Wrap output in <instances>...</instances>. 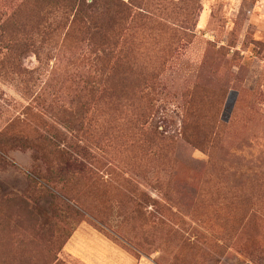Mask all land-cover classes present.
Segmentation results:
<instances>
[{"label":"rangeland","instance_id":"rangeland-1","mask_svg":"<svg viewBox=\"0 0 264 264\" xmlns=\"http://www.w3.org/2000/svg\"><path fill=\"white\" fill-rule=\"evenodd\" d=\"M0 195L53 264H264V0H0Z\"/></svg>","mask_w":264,"mask_h":264},{"label":"trees","instance_id":"trees-1","mask_svg":"<svg viewBox=\"0 0 264 264\" xmlns=\"http://www.w3.org/2000/svg\"><path fill=\"white\" fill-rule=\"evenodd\" d=\"M77 1V0H76ZM113 4H116L113 2ZM97 5V4H95ZM99 6V5H98ZM92 10L89 7H85L83 3L80 4V13L83 14L84 17L87 19H93V14L90 13ZM109 15L106 14V17ZM121 62H117L112 66V75L108 78L107 82L108 83H115L116 81V76L119 73ZM132 63L129 62L127 63V68L126 72L130 73L132 72ZM26 75V74H25ZM120 83H122L120 81ZM84 109V108H83ZM74 112L73 109H67L65 107H60L57 111V116L56 119L59 121L60 126L64 127L65 129H74L75 133H78L80 136L83 133V116L82 115V122L80 124H76L77 120H73L74 118ZM40 116V115H39ZM48 124V123H47ZM39 128V127H38ZM198 128V126H197ZM46 133L48 135L50 134H55L56 129L54 127H50L49 125L45 126L42 128V133ZM30 133L33 134L32 139H40V140H47L44 134L41 133L39 129H32ZM41 135V137H40ZM56 139L60 140L59 144H62L64 147L67 146L66 142L69 141V138H65V135H59L56 134ZM158 143L162 142H167L170 143V141L165 140L163 135L161 134L162 137L158 135V133H155L153 135ZM27 139V138H26ZM50 137V141H52ZM72 139V137H70ZM189 142H193L194 144H198L201 146L202 149H207L210 148L209 146L212 145L213 141L212 140H199L197 139H190ZM29 141V140H28ZM71 149L68 148L67 153H69ZM74 151L76 153H88L89 149L85 146H77L74 148ZM66 164H70V162H66ZM72 191V190H71ZM73 192V191H72ZM77 193H80L79 191ZM75 193L73 198H79L78 194ZM8 197V195H7ZM5 197L4 195H0V220H4V222H10L12 212L13 210H16L15 204L18 203L15 199V197ZM19 200L21 198H18ZM22 200V199H21ZM8 203L9 207L5 213V209H3V205L5 203ZM19 204V203H18ZM100 205H95L94 208L98 207ZM64 209H68L69 214L73 217L82 215V212L73 206H70L66 204ZM4 210V212H3ZM36 209L32 206V204L28 201H22V204L20 205V209L17 210V213H19V216H24V222H25V230L23 232H19V235L16 237V240L19 241V246L17 247L12 243L8 248H6V234H7V229L6 227H3L2 233L4 236L1 237L0 239V244L3 242L4 246V251L0 254V264H53L56 260L57 257V252L59 250H62L64 247L65 242H67L66 238H64L62 235H56L55 229L53 228L52 224H48L44 226V229L41 231V240L36 239V232L35 228L33 225H35V222L39 223V217L37 212L35 211ZM4 216V217H3ZM49 228V229H47ZM0 233H1V228H0ZM39 261V262H38Z\"/></svg>","mask_w":264,"mask_h":264}]
</instances>
